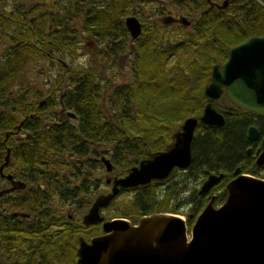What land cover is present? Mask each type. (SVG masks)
<instances>
[{
  "label": "trees",
  "instance_id": "obj_1",
  "mask_svg": "<svg viewBox=\"0 0 264 264\" xmlns=\"http://www.w3.org/2000/svg\"><path fill=\"white\" fill-rule=\"evenodd\" d=\"M209 1L222 0H52L50 6L35 0L10 8L0 0V163L8 147L11 162L2 170L28 182L10 203L30 213L29 222L13 219L5 225V193H0V264H74L78 235L100 232L98 222L83 231L78 219L94 194L107 190L94 174L105 170L99 157L111 163L105 173L121 175L146 153L163 148L185 116L200 113L211 65L222 62L230 46L264 32V0L211 7ZM173 9L189 23L159 19ZM127 15L140 22L135 38L124 25ZM84 36L96 49L90 62L79 65L74 62ZM120 58L127 71L117 75ZM42 60L49 72L39 85L24 73L29 63ZM214 105L224 122L196 125L189 166L163 183L119 191L102 209L104 218L122 216L133 223L189 203L190 224L211 194L214 205L222 202L235 166L264 177V167L254 162L259 142L245 136L251 123L264 132V113L241 108L224 94ZM205 169L221 171L222 177L197 195ZM49 175L61 181L48 183L52 190L44 182ZM68 175L71 219L59 218L53 209L67 196Z\"/></svg>",
  "mask_w": 264,
  "mask_h": 264
},
{
  "label": "water",
  "instance_id": "obj_2",
  "mask_svg": "<svg viewBox=\"0 0 264 264\" xmlns=\"http://www.w3.org/2000/svg\"><path fill=\"white\" fill-rule=\"evenodd\" d=\"M226 1H209V6H223ZM159 19L189 23L182 13L163 14ZM124 25L131 38L138 35L140 22L134 15L125 16ZM202 94L205 101L199 114L185 116L163 148L146 153L122 175H113L109 189L93 197L81 219L84 224L100 222L101 232L88 240L78 236L74 264H264V177L241 172L238 165L224 183L222 202L214 205L211 194L189 228L186 219L192 213L183 218L177 213L157 211L141 215L133 223L122 216L104 218L101 214L100 209L119 190L146 186L150 181L163 183L176 169L187 168L196 125L217 127L224 122L223 114L214 105L222 94L241 108L264 113V32L230 46L225 59L211 65ZM65 113L74 116L69 110ZM258 136V128L249 124L246 137L253 140ZM8 150L6 147V154ZM249 151L248 146L246 152ZM100 160L109 171V159L101 155ZM254 162L264 167V132L255 149ZM204 172L197 195L208 191L222 177L221 171ZM6 176L11 178L10 174ZM23 186L22 181L11 179V185L1 187L0 193Z\"/></svg>",
  "mask_w": 264,
  "mask_h": 264
},
{
  "label": "flooded vegetation",
  "instance_id": "obj_3",
  "mask_svg": "<svg viewBox=\"0 0 264 264\" xmlns=\"http://www.w3.org/2000/svg\"><path fill=\"white\" fill-rule=\"evenodd\" d=\"M212 2H215V1H212ZM225 5V4H224ZM223 5V6H224ZM213 6V5H212ZM216 6V5H215ZM210 7V6H209ZM43 99H44V97H43ZM41 103V102H40ZM40 103H38V105L40 104ZM60 111H63V109H61V108H59V112ZM252 124V123H251ZM263 133V132H262ZM262 133H260L259 132V136H258V138H256V139H253V140H251V139H248L247 137V139L249 140V141H251V142H254V141H258L259 143H260V135L262 134ZM245 136H246V132H245ZM15 138L16 139H21L22 137H21V135H18V136H15ZM250 147V149H251V146H249ZM9 152V151H8ZM250 152V151H249ZM249 152H247V153H249ZM255 152V151H254ZM99 160H100V157H99ZM101 161V160H100ZM3 162H5V163H3ZM10 162H11V156H10V154L9 153H5L4 154V156L2 157V160H1V163H3V165H2V167H1V173H0V187H2V188H8L10 185H11V179H18V180H20V181H22L23 183H24V186L23 187H13V188H11V189H9V190H4L3 191V193H5L4 195H5V197H4V201H3V205L1 204V208H3V211L4 212H6V213H8V217H5L4 218V223H5V225L8 223V222H13V219H15V220H18V219H21V220H23L24 222H29L30 221V213L28 212V211H24V209H23V207H21V206H11L13 203H10L11 201V199H15V196L18 194V192L19 191H23V190H25L26 189V187L28 186V182L26 181V180H24V179H20L18 176H16L15 175V173H13V172H11V171H9V170H2V168H4V167H7L9 164H10ZM102 162V161H101ZM0 163V164H1ZM103 164V163H102ZM52 173L53 174H56L57 173V171L56 170H53L52 171ZM7 174H10V176H11V178H9V177H7L6 175ZM113 175H115V174H110V173H106V174H104L103 176H102V180H104V182L105 183H107L108 184V188H109V186H110V183H111V178H112V176ZM107 179H108V181H107ZM67 180H68V182H69V189H68V191H67V196H66V198L65 199H63V197H61V200H59V202H57V203H55L54 205H53V209L57 212V214H58V217L59 218H62L63 216H65L66 218H69V219H71L72 217H73V201H72V196H71V184L73 183L72 182V178L68 175L67 176ZM61 182L59 179H56L54 176H51V175H49L46 179H45V181L44 182H46V188L47 189H49V190H52V187H50L49 186V184L50 183H53V182ZM49 183V184H48ZM38 185H39V187L41 188V189H44L45 188V185L44 184H42V183H40V182H38ZM107 188V189H108ZM125 190H128V189H124V190H122V191H125ZM104 191H106V190H104ZM104 191H99V192H104ZM98 193V192H97ZM96 193V194H97ZM96 194H94V196L96 195ZM93 196V197H94ZM93 199V198H92ZM87 207H88V205H87ZM87 207H86V209H87ZM104 207H102L100 210L102 211V209H103ZM85 209V210H86ZM85 210L84 211H82L79 215H78V219H79V221L81 222V224L83 225V228H82V230L83 231H85V232H89L90 230V225L91 224H96V223H88V224H84L83 222H82V214L85 212ZM21 211H23V212H26V215H21V214H19L18 212H21ZM15 212V213H14ZM99 223V227H100V232H101V226H100V222H98ZM99 232V233H100ZM96 234H98V233H96ZM93 235H95V234H93ZM79 236V235H78ZM80 236H82V235H80ZM92 235H88L86 238H84L85 240H88L90 237H91ZM83 237V236H82ZM78 238V237H77ZM77 245V244H76Z\"/></svg>",
  "mask_w": 264,
  "mask_h": 264
},
{
  "label": "rangeland",
  "instance_id": "obj_4",
  "mask_svg": "<svg viewBox=\"0 0 264 264\" xmlns=\"http://www.w3.org/2000/svg\"><path fill=\"white\" fill-rule=\"evenodd\" d=\"M21 2L20 6H27L29 4V2H33L35 0H5V6L6 8H10V7H13V5L15 4L14 2ZM51 1L52 0H42V2L45 4V5H51ZM180 11H175L174 9L170 12L172 14H176ZM182 12V11H181ZM79 52L76 56V59H75V62L76 64H79L81 65L82 63L83 64H87V62H90L89 60V57L92 56L93 57V51L96 49V44L94 43V41L92 40L91 37H83L81 42H80V45H79ZM118 60V59H117ZM120 62V63H119ZM119 62L117 63L116 65V72H117V75L118 73L120 74H124L126 73L127 71V66H126V63L124 62L123 59L120 58ZM124 62V63H123ZM97 63V62H96ZM49 63L47 62V60H42V61H38V62H31L28 64V66L26 67L25 69V75L26 77L28 78H32L33 80H36V83H38L39 85H43L45 84L44 82V79L47 80V78L45 77V73L46 72H49V71H45V70H48L47 68V65ZM97 65L100 67L103 66V63H97ZM42 68V73H40V69ZM109 73L112 72L111 70L108 71ZM114 74V73H113ZM112 75V74H111ZM39 77V78H37ZM44 82V83H43ZM45 88V86H44ZM95 175L97 176H100L102 177L105 173V170H99V171H95L94 172ZM198 186V183L196 184V187ZM108 186L105 187V189H107ZM215 189L213 188L212 191H214ZM189 192L186 193V195H188ZM123 194H120L118 196V198H120ZM126 195V193H124V196ZM106 212V210H104ZM187 212H190V205L189 203H185L184 205H182L178 210L177 212H174V213H177L178 215L182 216L183 218H185ZM189 223H187L186 221V227L189 228Z\"/></svg>",
  "mask_w": 264,
  "mask_h": 264
}]
</instances>
